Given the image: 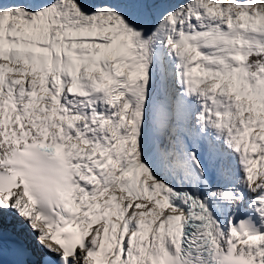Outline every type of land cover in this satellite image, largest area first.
I'll return each mask as SVG.
<instances>
[{"label": "snow or ice", "instance_id": "6c2138e0", "mask_svg": "<svg viewBox=\"0 0 264 264\" xmlns=\"http://www.w3.org/2000/svg\"><path fill=\"white\" fill-rule=\"evenodd\" d=\"M0 264H264V0H0Z\"/></svg>", "mask_w": 264, "mask_h": 264}]
</instances>
